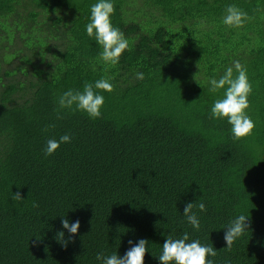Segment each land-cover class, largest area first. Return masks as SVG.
<instances>
[{"label": "trees", "instance_id": "trees-1", "mask_svg": "<svg viewBox=\"0 0 264 264\" xmlns=\"http://www.w3.org/2000/svg\"><path fill=\"white\" fill-rule=\"evenodd\" d=\"M97 2L0 0V264H103L98 253L123 257L140 239L144 264H160L167 236L185 232L217 249L214 264H264V0H114L113 26L132 45L115 66L86 32ZM230 4L252 19L224 25ZM237 60L256 122L240 140L209 118L223 97L209 80ZM105 77L114 90H97L101 118L57 119L63 92ZM64 134L71 142L46 157L47 140ZM189 202L206 206L193 208L199 230L183 216ZM241 214L250 230L228 250L226 228ZM62 219L79 220L78 233Z\"/></svg>", "mask_w": 264, "mask_h": 264}, {"label": "clouds", "instance_id": "clouds-1", "mask_svg": "<svg viewBox=\"0 0 264 264\" xmlns=\"http://www.w3.org/2000/svg\"><path fill=\"white\" fill-rule=\"evenodd\" d=\"M90 22L86 25V32L89 37H94L97 44L102 48L100 59L106 65L115 66L119 63L120 57L126 50H131L132 45L124 33L113 26L111 17L115 13L114 0H98L90 8ZM252 19L249 14L236 6L230 4L225 9V15L222 23L229 27H243V25ZM198 67V66H197ZM107 71V68L105 69ZM235 73V74H234ZM136 78L144 79L141 72H137ZM114 78H101L94 84L85 83L83 90L69 89L63 92L57 100L55 109L57 119H63L62 113L67 110L70 112L81 111L88 115L91 119L101 118V109L105 103V97L99 91L112 92L114 85L111 83ZM211 85L209 91L215 93L223 90V97L217 98L210 109V119H226L231 125V133L234 140L251 136L256 122L248 114L250 108L249 96L253 92V84L249 80L247 68L238 60L233 62V66L226 69L224 74L219 78L209 80ZM55 124L46 126L43 131L47 132L49 128H55ZM72 137L64 134L57 138L48 139L44 149L45 156L54 154L64 143H70ZM16 201L23 200L20 192L13 194ZM39 205L35 202L33 207ZM198 207L199 211H206L203 202L187 203L183 210V216L187 222L196 230H199L200 220L193 208ZM62 226L70 234L75 235L80 228V221L76 220L70 223L68 219H62ZM250 230L249 217L241 214L232 220L226 228L224 240L226 248L231 250L233 243L243 236L246 231ZM64 232H58L56 239L63 247H67V243L71 240L64 239ZM132 245L123 257L113 252L109 256L98 253L96 259L102 261L103 264H144V258L148 252L149 241L140 239L133 244L132 240L128 241ZM217 249L212 245H203L196 240H190L189 234L185 232L182 238H173L172 235L162 245V253L158 256L160 264H214V261L208 257H215Z\"/></svg>", "mask_w": 264, "mask_h": 264}, {"label": "rangeland", "instance_id": "rangeland-1", "mask_svg": "<svg viewBox=\"0 0 264 264\" xmlns=\"http://www.w3.org/2000/svg\"><path fill=\"white\" fill-rule=\"evenodd\" d=\"M5 51H6V50H5L4 48H0V53L3 54V53H5ZM12 64H15V63L12 62Z\"/></svg>", "mask_w": 264, "mask_h": 264}]
</instances>
